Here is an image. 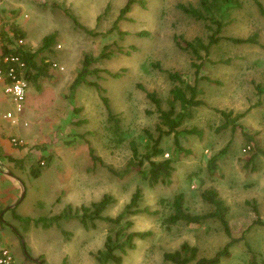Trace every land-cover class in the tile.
I'll use <instances>...</instances> for the list:
<instances>
[{
	"label": "rangeland",
	"instance_id": "rangeland-1",
	"mask_svg": "<svg viewBox=\"0 0 264 264\" xmlns=\"http://www.w3.org/2000/svg\"><path fill=\"white\" fill-rule=\"evenodd\" d=\"M127 1L0 0V28L11 22L29 31L30 42L41 44L54 35L50 76L39 82L42 90H37L41 109L28 119L21 115L14 125L5 118L12 107L0 106V131L15 135L25 130L39 136L33 147L26 148L45 149L43 156L49 157L36 178L9 163L5 171L13 175L14 169L19 183L0 174L4 194L0 250L10 249L12 264H38L40 259L44 264H98L95 255L104 248L107 236L125 227L126 234L147 235L134 240L135 248L122 264H172L164 254L179 250L183 243L198 249L197 259L219 256L218 264H264V226L256 223L259 218L264 222V15L253 0H242L241 8L230 9L219 36L249 42L222 39L208 55L201 51L202 57L195 60L200 73L196 82L193 55L179 48L175 37L208 43L209 24L179 9V4L196 5L199 0H136L118 23L119 30H114ZM106 45L111 55L101 59ZM86 55L91 57L87 75L73 87ZM169 73H178L185 84H197L204 106L185 111L178 139L174 134L163 138L165 154L156 160L173 158L175 171L168 184L151 187L131 165V143L144 154L150 143L147 130L159 135V114L147 93H155L162 108L169 110L171 90L176 85L184 88L173 83ZM102 97L119 119L120 137L107 122ZM173 106L176 113L182 112L178 102ZM191 130L197 132H187ZM24 135L21 138L32 145ZM178 140L184 150L180 153ZM89 144L102 163L91 159ZM21 184L23 190L16 198L13 187ZM209 188L229 207L234 241L228 256L219 255L230 239L218 223H179L168 228L164 222L172 200L181 193L189 212L208 213L201 195ZM137 189L141 191L138 209L149 211L128 216L121 225L98 220L86 229L74 218L53 219L68 206L80 211L105 195L113 201L103 216L116 218ZM11 226L25 237L32 260L26 259L19 242L14 246L17 237Z\"/></svg>",
	"mask_w": 264,
	"mask_h": 264
},
{
	"label": "trees",
	"instance_id": "trees-1",
	"mask_svg": "<svg viewBox=\"0 0 264 264\" xmlns=\"http://www.w3.org/2000/svg\"><path fill=\"white\" fill-rule=\"evenodd\" d=\"M255 6L257 7L260 14L264 15V4L261 0H253ZM136 0H128L123 8H121L119 15L113 25L114 30L118 29V23L122 21L125 16L132 10ZM242 0H199L196 5H183L179 4V9L185 13L187 16L198 20L204 21L209 24V30L211 35L209 36V41L207 44H203L201 39H196L195 41H183L179 37H175L176 45L186 51H190L193 55L192 67H195L196 70L199 68L195 60H199L202 56L201 51L205 52L206 55L209 54L213 45H217L221 42L222 39H226L229 42L234 44H244L249 42L247 39L240 38H222L219 35L222 33L223 27L225 26L224 19L225 14L232 8L239 9L242 7ZM223 13V14H220ZM75 20V19H74ZM75 23L77 21L75 20ZM24 39L26 40V31L22 30L16 24H10L7 30H2L0 32V42H1V55H0V67L4 66L3 58L8 55H19L22 60L25 62L26 67L24 69V77L28 82L29 87L33 86L36 90H40L39 82L50 76L49 70L52 66V60L50 56L53 54V44H54V35H50L44 38L41 46L36 50L32 51L24 43L23 45H17V40ZM181 39L182 41H179ZM109 46H104L100 58H108L111 54H108L107 51ZM91 65V57L86 55L84 58V63L82 71L79 73L78 77L75 79L73 87L80 83L83 78L87 75L88 68ZM199 71L195 73L196 82L199 80ZM170 80L173 83H178L184 85V88L179 86H174L171 90V95L173 101L171 102V108L169 110H164L161 106V100L157 97L155 93H147V97L155 105L157 113L159 114V123L156 126V131L159 133L157 137H154L152 133L148 130L146 132L147 137L150 140V143L147 146V152L140 154L139 148L135 142L131 143L132 150V161L131 165L135 168L136 172L142 179H144L151 187L158 184H168L171 181V177L175 171V161L173 158H167L163 160H156L158 157L163 156L164 150L161 147V143L164 137L173 135L178 139V135L181 133L179 128L184 122V119L187 117L185 113L186 110H189L193 107L204 106V101L198 98L199 89L197 84H185L181 76L178 73H169ZM189 93V95L187 94ZM102 101L105 107L108 110L107 122L112 124L114 134L120 137V125L119 119L115 116L109 107V101L106 97H102ZM174 102L180 104L181 113H176L175 107L173 106ZM226 116V120L230 119V114L226 115L225 112H222ZM188 133L197 132V130L187 131ZM12 145V144H11ZM14 147V146H13ZM29 147V146H28ZM177 151L180 153L183 150L180 145L179 140L176 142ZM23 148V147H15ZM89 154L91 159L94 162L102 163V160L99 156L96 155L94 148L89 144ZM51 157V156H50ZM49 157H40L34 165L30 168V174L35 178L40 175L41 172V162L44 160L47 161ZM10 161H14L11 159ZM45 166V165H44ZM110 171L113 172L109 168ZM115 173V172H113ZM203 201L209 206V212L206 214H193L189 212L185 207V196L183 193L178 194L172 200L170 204V213L165 218V223L170 226L179 223L185 224H204L208 221L218 223L222 231L225 233L226 237L230 239V242L220 252L219 255H229L230 251L228 249L229 245L234 241L232 239V231L228 221L229 207L225 204L223 199L214 189H206L202 193ZM141 198V191L137 189L136 192L132 195L129 203L125 206L122 213H120L116 218L105 217L103 213L107 210L109 205L112 203L113 199L109 195H105L99 201L93 202L91 206H82L80 211H73V209L68 206L64 209L60 215H57L53 218L56 221L62 219H71L74 218L79 220V222L86 228L89 229L91 226L95 225V222L98 220H105L115 225H121L122 221L126 217L131 215H136L141 213V211L149 210H140L138 209V204ZM164 203V201H162ZM17 219H21L18 216H15ZM3 217L0 212V222L3 223ZM30 221V220H28ZM257 224L264 226V222L259 218L256 221ZM14 230V233L17 237V240L20 244V247L26 257V259L32 260V257L28 254L27 244L25 237L20 234L15 227L11 226ZM125 227L120 228L115 235H108L104 248L100 250L96 255L95 259L98 264H122L124 256L129 250L135 248L134 240L136 238H144L146 235L144 233L130 232L128 234L124 231ZM122 253V254H120ZM1 254V250H0ZM198 249L189 245L188 243H183L179 250L175 252H168L164 254V260L172 264H190L195 261V264H218L220 262L219 256L207 259L200 258L197 259ZM41 260V264L44 262Z\"/></svg>",
	"mask_w": 264,
	"mask_h": 264
},
{
	"label": "crops",
	"instance_id": "crops-1",
	"mask_svg": "<svg viewBox=\"0 0 264 264\" xmlns=\"http://www.w3.org/2000/svg\"><path fill=\"white\" fill-rule=\"evenodd\" d=\"M2 24V22H0V25ZM11 24V22H10ZM9 24V25H10ZM8 26H4V30H7ZM2 28H0V32H1ZM29 31L26 32V40L25 43L26 45L33 49V51H36L40 46L41 43H37L36 41H29ZM0 55H1V42H0ZM42 90V89H41ZM40 90V91H41ZM37 91L34 88L29 87V92L27 95V100H26V104H25V108L23 110V112L21 114H18V118H19V122L21 121V115L24 114L25 118H30L31 112L37 111L39 108L41 109L42 107V98L40 96L41 92ZM5 106L8 108H11V110H7L8 111H14V106L11 103V100L8 96H6L3 92V85L2 83H0V106ZM30 108V111L28 112L27 109ZM26 112V113H25ZM48 128H53L52 126L48 127ZM25 136L24 134H26V137L28 138V140L30 141L29 148L33 147L35 143H37L39 136H35L33 135V133L25 130H22L21 134L16 133L15 135H11L5 132H1L0 131V174L1 175H5V176H9L12 179H15L17 184L19 183V179L17 177H15L14 175L18 176L14 169L13 172L14 174L12 175L9 171H5L6 168L9 169L8 164H12V166H16V168H19L21 170H19L20 172H22L23 174H27V172L29 171L30 173V168L33 164V162H36L37 160L34 159V157H42L44 150L43 151H37L36 149H29V148H15L11 145L10 142V137L14 136V137H21L20 135ZM11 159H13L14 161H10ZM28 163H32L30 166H28ZM14 186V185H13ZM23 190V185L21 184V187L18 188L17 185L13 187V191L15 192V196L16 198H19V196L21 195V192ZM3 193L0 192V209H1V201L4 200L3 198ZM1 227H0V236H4V231H1ZM1 233H3V235H1ZM18 241L16 239V242L14 244V246H17Z\"/></svg>",
	"mask_w": 264,
	"mask_h": 264
},
{
	"label": "built area",
	"instance_id": "built-area-1",
	"mask_svg": "<svg viewBox=\"0 0 264 264\" xmlns=\"http://www.w3.org/2000/svg\"><path fill=\"white\" fill-rule=\"evenodd\" d=\"M24 39L17 40V45H23ZM2 68L0 67V83L3 85V92L11 100L14 106V111H8L5 114V118L16 125L19 123L18 114H21L25 108L29 85L25 79L24 69L26 67L25 62L19 55H8L3 58ZM54 67H58L57 64H53ZM61 71L63 67L59 66ZM10 142L14 147H28V143L21 137H10ZM41 165H45V161L41 162ZM14 257L9 248H3L0 254V264H12Z\"/></svg>",
	"mask_w": 264,
	"mask_h": 264
},
{
	"label": "water",
	"instance_id": "water-1",
	"mask_svg": "<svg viewBox=\"0 0 264 264\" xmlns=\"http://www.w3.org/2000/svg\"><path fill=\"white\" fill-rule=\"evenodd\" d=\"M23 196H24V192H23ZM37 262H38V264H41L40 261L37 260Z\"/></svg>",
	"mask_w": 264,
	"mask_h": 264
}]
</instances>
